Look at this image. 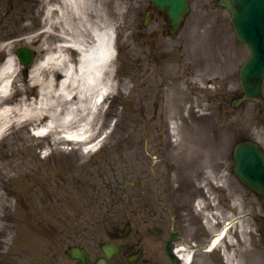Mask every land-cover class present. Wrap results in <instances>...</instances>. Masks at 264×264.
<instances>
[{
	"label": "rangeland",
	"instance_id": "rangeland-1",
	"mask_svg": "<svg viewBox=\"0 0 264 264\" xmlns=\"http://www.w3.org/2000/svg\"><path fill=\"white\" fill-rule=\"evenodd\" d=\"M101 1L95 0L88 10L94 21L100 20ZM149 2L105 3L111 35L117 36L111 64L115 89L90 143L94 151L88 152L87 144L35 137L32 130L38 126L32 123L15 126L0 142V166L9 161L18 168L16 175L0 179V189L10 200V207L0 212V242L6 244L0 247V264H76L66 254L69 245L81 243L98 252L111 229L125 221L146 236L158 231L154 224L166 233L177 229L180 240L187 242L188 217L189 236L199 231L211 235L203 211L195 206L205 190L220 209L232 197L241 203L245 220L254 214L252 262L244 264H264V197L238 180L232 158L239 141L251 138L264 146L259 105H234L240 90L238 71L250 50L236 38L230 12L219 0H189L191 11L181 31L167 38L161 23L157 39L150 37L157 23L142 25ZM46 6L36 0H0V66L11 55L17 58L19 45L38 52L35 65L41 63L46 46L54 48L57 36L44 33ZM143 34L148 49L157 51L160 43L168 57L139 61L149 52L143 50ZM21 69L18 61L15 89L24 96H16L12 105L20 97L38 98V89ZM140 70L151 72L155 93L149 99ZM38 72L43 80L49 77L41 66ZM167 168L170 193L159 186ZM234 241L239 250L246 248L237 229ZM221 252L201 253L199 264H226Z\"/></svg>",
	"mask_w": 264,
	"mask_h": 264
},
{
	"label": "bare ground",
	"instance_id": "bare-ground-1",
	"mask_svg": "<svg viewBox=\"0 0 264 264\" xmlns=\"http://www.w3.org/2000/svg\"><path fill=\"white\" fill-rule=\"evenodd\" d=\"M101 2L99 21L92 20L88 12L93 0H57L46 8L44 33L56 35L58 42L54 48L45 47L41 63L34 65L30 72L31 83L38 89L37 99L20 97L18 104H10L16 96L22 94L21 90L15 89L18 61L11 55L2 63L0 142L15 126L32 123L38 126L34 132V136L38 138L52 136L57 142L65 137L78 140L82 145L92 143L98 133L97 124L102 121V113L105 112V101L101 100L111 97L115 89V81L111 75V63L116 54L114 36L111 35L112 28L107 21L105 1ZM39 66L48 73L46 80L39 76ZM104 124L103 121L102 125ZM173 128L176 126L173 125ZM94 149L95 146L92 145L87 151ZM16 168L9 161L4 163L0 166V179L10 178L12 172L16 175ZM9 202L0 189V212L10 207ZM229 206L228 214H225L224 209L217 208L218 216L222 219L218 223L220 228L215 223L207 222V229L213 235L208 251L221 248L227 264H244L248 259L251 263L248 248L250 222L239 216L241 203L230 198ZM1 216L2 214L0 218ZM9 216L7 213L2 218L5 221ZM228 221H231L230 225ZM235 229L246 246L244 250H239L240 244L234 241ZM10 231V228L7 229L5 234L7 241L12 234ZM226 242L229 243L228 250ZM5 245L0 242V247ZM178 252L185 264L191 261L192 255L184 246Z\"/></svg>",
	"mask_w": 264,
	"mask_h": 264
},
{
	"label": "water",
	"instance_id": "water-1",
	"mask_svg": "<svg viewBox=\"0 0 264 264\" xmlns=\"http://www.w3.org/2000/svg\"><path fill=\"white\" fill-rule=\"evenodd\" d=\"M152 3L160 10L168 11L172 31L178 29L184 14L190 10L187 0H152ZM221 4L231 12L230 21L237 38L251 50L250 58L240 69L244 100L259 101L264 109V0H221ZM15 52L21 64L31 66L35 59L33 50L18 46ZM233 158L238 178L256 193L264 195V151L260 144L255 140L237 143ZM104 249L110 256V245ZM68 253L73 258H81L83 263L88 260L85 252L78 248L72 247Z\"/></svg>",
	"mask_w": 264,
	"mask_h": 264
},
{
	"label": "flooded vegetation",
	"instance_id": "flooded-vegetation-1",
	"mask_svg": "<svg viewBox=\"0 0 264 264\" xmlns=\"http://www.w3.org/2000/svg\"><path fill=\"white\" fill-rule=\"evenodd\" d=\"M36 1L41 2L44 5H49L50 3L55 4L57 0H36ZM108 2H110V0H108ZM149 9H153L155 11V13H153L150 16L149 22L153 21L154 23H157V25H159V27L150 34V37L153 39L159 38L158 30L161 28L160 27L161 23L165 24L164 26H162L163 28L161 29V33L165 37L169 38L176 36V34L167 35L171 25L166 12H161L157 8H153V7L152 8L148 7L147 10ZM186 20H187V16H186ZM143 37L145 44L143 50H149V52H143L139 58V61L142 62L143 60V62H146V61H150V59L152 58L151 60H157L158 62V59H163L165 57H168L165 54V52L161 51V49L165 47L162 46L160 43L159 46L156 47L157 51L154 50L153 48L148 49L149 41L146 38V34H143ZM156 53L159 54L156 55ZM161 56L163 58H160ZM150 73H151L150 70L149 71L140 70L139 77L143 82L141 84V87L144 90L146 89L145 99H149L151 97V94L155 93V90L150 81V76H149ZM185 73L187 76V65H186ZM157 98H160L159 93ZM158 103L160 104L161 101L158 100ZM161 167H163V165H161ZM169 172L170 170L167 168L166 173L162 174L165 176V180L163 179L162 184L159 185L160 187L163 186L162 191L167 193H170L171 191V188L168 185ZM245 207L246 209H248L249 206H245ZM247 218L249 220L251 219L250 221L251 225L255 223L256 218L254 214L252 215V217L247 216ZM262 221L264 222V219ZM129 223L131 224V222L125 221L119 224L118 227L114 229L112 228L111 234H108V240L103 242L98 247V252H95V249L90 250V248L87 245H83L81 243H74L73 245H77L78 247L86 249V251L90 255V262L88 264H98L100 260H104V259L107 260V264H183L179 254L176 251V248L180 245V238H181L180 232L177 229H172L170 230L169 233H166L165 231L162 230V227L154 224V226L158 231L155 234H152L151 236L149 235L146 236L147 234L134 230L132 225L130 231L127 232L125 230V227ZM190 227H191V222L187 217V252H190L192 254L191 262L187 264H199L201 253H207V254L214 253L208 251L213 235H208V234L206 235L205 232L199 231L197 234L193 236H189L188 230L190 229ZM78 237L79 239L81 238L83 239V234H78ZM148 237L151 238L148 239ZM106 242L109 243L112 242L118 248V250L113 254V256H111V258H108L106 256L102 247L103 244ZM93 259L94 262L91 263ZM80 262H81L80 259L75 260L76 264H80Z\"/></svg>",
	"mask_w": 264,
	"mask_h": 264
}]
</instances>
